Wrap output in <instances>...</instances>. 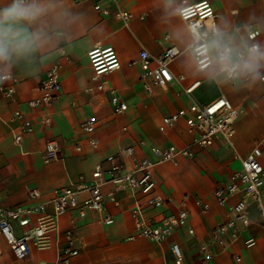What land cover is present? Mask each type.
<instances>
[{"label": "crops", "instance_id": "0c3cea01", "mask_svg": "<svg viewBox=\"0 0 264 264\" xmlns=\"http://www.w3.org/2000/svg\"><path fill=\"white\" fill-rule=\"evenodd\" d=\"M98 0H66L68 7L83 14L84 24L64 40H54L53 46L42 54L35 64L20 65L12 69L16 78L14 100L0 94V197L5 206L26 200L28 191L38 189L45 199L54 187L64 186L69 180L89 174L96 164L118 148L144 140L136 151L139 158L153 159L149 146L183 147L191 136L183 121L164 132L159 130L163 116L187 108L193 101L207 103L223 95L239 110L235 120L232 146L217 138L206 148H195L193 158H179L177 164L163 162L154 167L157 191L169 202L147 214L177 212L179 201L187 195L188 217L186 226L177 228L161 247L145 238L129 239L135 228L129 213L130 197L116 193L120 201L116 207L105 200V213L88 211L84 217L76 212L64 213L60 218V231L75 228L83 240L80 253L70 264H173L172 243L182 249L184 264H196L199 246L208 242L215 251L211 264H264V213L256 206L250 208L251 223L239 239L225 251L211 241V231L225 220V210L216 204L213 190L226 182L240 168L241 160L256 145L264 151V83L254 86L223 84L209 80L195 68L185 43L175 39L178 30L188 31L179 16L162 18L160 0H119L120 6L133 14L127 27L114 16L102 15L93 4ZM200 0H177V6L194 4ZM217 13L216 24L228 22L237 35H245L244 26L259 19L264 22V0H210ZM143 17V19L140 18ZM257 42L264 43V29ZM113 46L119 56V70L104 76L106 86L112 88L127 104L121 114H114L106 92H87L93 85L92 70L87 51L94 46ZM180 50L170 63L173 75H183L180 82H169L164 88L155 87L152 93L143 89L139 79L138 52L143 48L158 56L167 47ZM60 63L61 90L49 106L30 108L27 101L39 94L38 84L53 63ZM198 84L191 93L185 92L193 83ZM6 84V82H4ZM21 110L31 119L34 131L25 135L21 147L12 142L8 120L15 110ZM49 116L51 125L41 124ZM95 116V135L98 148H91L80 128L83 120ZM55 139L59 146V161L45 162L42 151L48 140ZM80 146V150L76 147ZM264 159V158H262ZM109 192V186L103 188ZM196 199L208 204L202 211ZM110 215L113 222L106 224L103 217ZM193 234H188L187 227ZM252 236L255 246L246 248L243 240ZM0 264H52L56 249L31 248L23 260H16L0 237ZM235 256L240 260L235 261Z\"/></svg>", "mask_w": 264, "mask_h": 264}, {"label": "built area", "instance_id": "2783aa9c", "mask_svg": "<svg viewBox=\"0 0 264 264\" xmlns=\"http://www.w3.org/2000/svg\"><path fill=\"white\" fill-rule=\"evenodd\" d=\"M100 14L112 15L127 27L133 14L123 9L119 0H98L93 4ZM186 11L180 15L181 21L187 30L193 28H207L215 23L217 13L210 0H200L194 4H183ZM143 19L142 16H140ZM245 35L249 40L257 42L261 29L249 30L244 26ZM180 54L174 46L167 47L158 56H152L146 49L138 52L137 64L140 68L139 79L143 89L152 93L155 87L164 88L169 82H180L183 75H173L169 63ZM87 58L91 66L92 86L87 92H106L114 114H121L127 109V104L112 88L106 86L104 76L117 71L121 62L113 46H94L87 51ZM195 68V58L193 57ZM13 76V75H12ZM0 83V94L14 100L16 93V78ZM198 82L185 89L191 93ZM60 63H53L46 72V76L38 84L39 94L27 101L30 108L49 106L60 93ZM239 110L223 95L203 103L193 101L187 108L162 117L159 130L173 128L183 121L191 141L183 147L169 145L167 147L149 146L154 158H139L136 151L144 146V140L118 148L114 153L107 155L96 164L89 174H80L69 180L64 186L54 187L49 196L43 199L41 192L34 188L28 191L27 198L21 203L5 206L0 197V237L16 260L25 259L31 248L46 250L56 249L52 264H70V260L80 253L83 240L75 233V228L60 231V218L64 213L76 212L84 217L88 211L105 213V200L110 199L116 207L120 201L116 193H125L131 199L129 213L135 228L129 237L145 238L161 247L172 233L180 227L186 226L188 217L187 195L178 203L177 212L165 215L157 212L148 215V210H157L165 206L169 200L164 198L156 189L153 176L154 167L163 162L177 164L179 158H193L195 148H206L214 140L221 138L232 146L231 139L235 134V120ZM9 128L12 142L21 147L25 135L34 131L31 119L21 110H15L8 120H3ZM41 124L44 127L51 125L49 116H43ZM97 119L89 116L80 124L85 134V141L91 148H98L99 139L95 135ZM80 146L76 149L80 150ZM45 162L59 161L63 158L59 154V146L55 139L48 140L42 151ZM264 151L259 145L254 146L241 160L240 168L235 170L229 179L218 185L212 192L216 204L225 210V220L218 223L211 231L212 242L220 245V252L225 251L229 244L237 241L241 233L249 228L251 219L250 208L256 206L264 213ZM109 186V192L103 188ZM202 211L208 209V204L199 199L194 201ZM106 224L113 222L110 215L103 217ZM188 234H193L192 227H187ZM256 240L249 236L243 240L246 248L255 246ZM173 264H184L183 252L178 243L170 247ZM2 249L0 248V256ZM215 251L208 243L199 246V258L196 264H211ZM235 261L240 257L235 256ZM45 264V262H42Z\"/></svg>", "mask_w": 264, "mask_h": 264}, {"label": "clouds", "instance_id": "9594fccd", "mask_svg": "<svg viewBox=\"0 0 264 264\" xmlns=\"http://www.w3.org/2000/svg\"><path fill=\"white\" fill-rule=\"evenodd\" d=\"M160 9L162 18L186 11L177 0H160ZM84 22L83 14L73 12L66 0H0V83L13 79V68L38 62L54 40L74 35ZM245 27L264 29V22L255 19ZM174 36L185 43L209 80L241 86L264 83V43L235 34L228 22L178 30Z\"/></svg>", "mask_w": 264, "mask_h": 264}]
</instances>
